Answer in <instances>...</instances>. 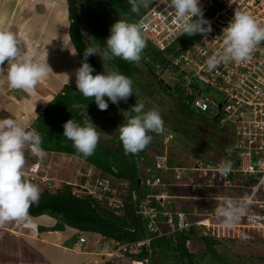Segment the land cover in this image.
Segmentation results:
<instances>
[{"label": "built area", "instance_id": "built-area-1", "mask_svg": "<svg viewBox=\"0 0 264 264\" xmlns=\"http://www.w3.org/2000/svg\"><path fill=\"white\" fill-rule=\"evenodd\" d=\"M200 4L205 17L212 24V31L207 34L180 35L179 21L164 0H153L136 24L146 37L149 52L145 56L147 62H157L154 75L158 80L163 78L172 87H179L190 108L199 112L219 113L222 122L229 121L234 126L240 165L233 167L227 177H222L217 168L223 161H206L194 156L187 163L172 164L165 150L155 153L151 164L148 162L147 166H143L145 172H142L141 177L142 184L151 191L137 203V212L146 221V235L140 240L127 243L102 236L103 241L100 243L106 241L108 244L103 245L101 255L107 258L139 253L143 246L150 248L151 240L155 237L173 236L177 243L175 235L181 232H187L185 244L192 251V243L197 237L201 240V234L217 235L214 227L222 224V218L216 216L215 209L225 198L240 201L248 197L249 202L238 222L255 219L264 228V184L260 183L264 177V43L256 46L247 61L222 63L212 71H208L206 66L207 58L221 51V41L216 37L221 34L236 8L248 12L264 25V0H234L231 5L228 0H200ZM116 10L128 20L119 9ZM168 70L174 72L170 76L173 83L164 77L163 73ZM173 139L174 133L165 132V146ZM41 159L42 156H38V160L29 166L27 172L22 171L25 181H36ZM84 169L81 176H86L85 181L74 187L77 189L74 193L91 194L101 205L120 211L124 199L110 178L94 175L92 165ZM157 172H162L164 177ZM236 174L244 181H234ZM169 185L187 193L172 195L164 190L161 193L152 191L156 186L168 188ZM232 187L247 189L248 192L240 193L239 190H232ZM171 196L185 200L193 197L201 202L205 199L210 206L204 212L199 211L198 206L187 212L182 202H176L170 207L168 204L173 200H169ZM33 228L38 234V226L33 224ZM87 240L86 236H80L76 245L80 246ZM135 262L148 264L150 261L147 258L134 259L132 263Z\"/></svg>", "mask_w": 264, "mask_h": 264}, {"label": "trees", "instance_id": "trees-1", "mask_svg": "<svg viewBox=\"0 0 264 264\" xmlns=\"http://www.w3.org/2000/svg\"><path fill=\"white\" fill-rule=\"evenodd\" d=\"M109 8L116 14L121 15L116 9L131 22L139 21L146 8L141 6L139 13H132L128 0H106ZM153 2L150 0L149 5ZM68 15L70 20L69 35L75 50L83 59V49L91 45L85 40L82 29L83 18L85 17L93 27V41L103 49L106 47L104 38L109 35V27L105 24L103 16L98 13L89 0H67ZM148 47H145V52ZM145 54V55H147ZM88 62L94 67L95 72L117 70L131 78L133 86L142 89L156 98L166 97V94L176 96L179 100L178 113L175 116L167 117L170 126L164 125L163 132L174 133L173 141L177 138L190 140L197 150H190L189 159L199 156L204 160L214 162L231 161L233 167L240 165V153L235 147L236 135L234 126L221 121L219 113L212 111H196L190 108L185 102L183 93L179 87L166 88L153 74L155 86L144 87L136 82V73L142 71L136 62H128L119 57L109 60L110 68H104L99 64L95 55L88 58ZM151 69V68H150ZM135 94L129 97L127 102L121 101L118 105L109 101L106 110L98 109L93 98H85L76 86L66 84L61 92L43 109V112L33 122L34 129L42 137V149L44 153L55 151L74 155L82 158L88 165L94 166V175L107 176L112 185L118 188L119 194L124 199V206L120 211L101 205L91 194L74 193V185L65 183L61 187L52 190L45 183V188L40 191L37 202L31 203L27 214L30 216L49 215L57 222L51 229L62 230L70 226L81 231L98 233L108 239L117 240L120 243L134 242L146 235V221L142 220L137 212L138 201L151 191L149 187L139 182L142 173L138 168V160L144 159L151 164L153 155L165 148L163 139L157 144L151 140L148 147L136 154L125 153L119 139L118 125L123 122L122 105L130 109L136 103ZM93 99V100H91ZM107 99V98H106ZM113 112L112 119L108 113ZM68 119L83 124L85 121L96 127L99 134L98 144L94 153L90 156H83L74 147L70 140L64 137L63 124ZM109 137L108 142L105 137ZM180 136V137H178ZM152 147L153 152H150ZM42 160V159H41ZM175 164L172 158H169ZM163 176L162 172H157ZM164 177V176H163ZM81 182L86 176H81ZM234 181L240 182L238 174L234 175ZM25 180V177H23ZM170 186V185H169ZM175 186H170L169 193L175 195ZM173 188V190H172ZM177 188V187H175ZM232 190H239L240 193H247V189L232 187ZM164 188L156 186L155 193H161ZM188 199L174 198L169 204L170 207L176 202H182L187 212L194 210L193 206L187 203ZM156 202V199H155ZM158 202V201H157ZM196 204L195 202L193 203ZM175 243L173 236L155 237L151 240L150 248L142 247L139 253H127L130 260L154 261L159 254L160 264L163 260L175 262V264H234L228 254H221L216 249L219 242L217 235L201 234V240L207 248V252L196 253L186 247L187 232L178 233ZM110 262L107 261L108 264ZM158 264V263H157Z\"/></svg>", "mask_w": 264, "mask_h": 264}, {"label": "clouds", "instance_id": "clouds-1", "mask_svg": "<svg viewBox=\"0 0 264 264\" xmlns=\"http://www.w3.org/2000/svg\"><path fill=\"white\" fill-rule=\"evenodd\" d=\"M128 3L132 13H139L141 6H149L150 0H128ZM164 3L179 21L180 35H203L212 31L211 21L205 17L200 0H164ZM228 3L231 5L234 0H228ZM216 39L221 41V51L207 58L208 71L216 69L222 63L249 60L256 46L264 43V25L248 12L236 8ZM104 40L106 47L103 49L95 44L83 49L81 64L73 72L76 89L85 98H93L100 110H106L109 101L117 105L121 101L127 102L135 94L133 81L117 70L105 69L94 74V67L88 62V58L99 55L104 66L106 61L116 57L130 63H139L146 47V37L141 28L126 19L116 20ZM5 61L8 86L25 91L34 89L47 76L50 67L48 61L41 62L22 55L17 35L11 30L0 29V66ZM39 100L49 102L43 98ZM123 116V122L118 125V133L125 153L136 154L144 150L152 139L149 133L163 132L161 114L155 109L145 111L142 102L136 101L130 109L123 112ZM63 129L62 135L72 142L79 153L85 157L94 153L99 139L96 127L86 121L81 124L68 119L64 122ZM26 145L30 146L34 155L45 154L41 147L42 137L35 129H30L27 123L18 122L13 116L0 118V223L23 218L30 204L39 199L38 187L23 179ZM232 171L230 160L217 168L222 177H227ZM260 183L264 184V177L260 179ZM248 202V197L240 201L225 198L215 209V214L222 218L225 227H231L239 220Z\"/></svg>", "mask_w": 264, "mask_h": 264}, {"label": "crops", "instance_id": "crops-1", "mask_svg": "<svg viewBox=\"0 0 264 264\" xmlns=\"http://www.w3.org/2000/svg\"><path fill=\"white\" fill-rule=\"evenodd\" d=\"M51 15L55 25L59 16L62 23L67 22V36L61 42L62 46L68 45L70 20L67 0H0V29L11 30L17 35L22 55L41 62L48 61L50 65L47 76L34 89L27 91L10 88L6 79L7 61L0 66V118L13 116L18 122L27 123L30 129H34L33 122L66 84L75 86L72 70L74 72L82 61L71 42L78 58V62L74 60L77 65L72 68L73 54L70 48L67 62L66 57L64 60L68 69L64 65L63 72H57L58 60L53 53L57 29L53 26L52 31L48 32ZM50 43L53 49H50ZM41 98L49 102L39 100ZM29 154L31 150L26 149L25 157ZM16 222H33L38 226L39 233L22 230V225H15ZM56 222L49 215L34 217L26 214L21 219L0 223V264H107L101 255L103 248L93 241L96 236L97 244L103 241L100 234L70 226L62 230L51 229ZM80 236H86L88 240L77 246Z\"/></svg>", "mask_w": 264, "mask_h": 264}, {"label": "rangeland", "instance_id": "rangeland-1", "mask_svg": "<svg viewBox=\"0 0 264 264\" xmlns=\"http://www.w3.org/2000/svg\"><path fill=\"white\" fill-rule=\"evenodd\" d=\"M36 1V0H34ZM43 1V0H42ZM47 1V0H44ZM52 1V0H51ZM36 3V2H35ZM41 3V2H40ZM89 3L95 7L96 11L103 16V20L105 24L110 28V26L118 19H124L123 16L116 14L113 10H111L106 2V0H89ZM34 4V3H33ZM37 10H35V13ZM42 13V11H41ZM83 33L84 38L87 41H90L91 44L98 45L100 48L101 46L94 42L93 37V27L91 23L84 17L83 18ZM53 18L51 15L49 25H48V32L52 31L53 26L55 27L56 33H57V41L54 44L55 50L54 55L56 57V60H58L57 65V72H63L64 65L66 66V70L68 69V65L64 63L65 57L67 62V57H69V49L71 48V51L75 53L73 45H71V41H69V37H67L68 45H63V42L61 40L65 38L68 32L67 29V22L62 23L60 16L58 17L56 25L53 23ZM50 49H53L52 43H50ZM102 49V48H101ZM148 51V50H147ZM145 48L143 49L141 53V60L139 61V67L142 69V71L136 73V82H139L143 84L145 87H151L152 84L155 86L154 80L152 79V75L154 74L155 65L157 62H147V59L145 58ZM72 53V54H73ZM52 54V53H51ZM151 54V53H150ZM75 56L77 58L76 53L72 55V68L74 69L75 61L78 62L75 59ZM97 58V61L101 66L104 68H110L111 65L109 64V61L105 62V66L102 62V59L99 55H95ZM155 57V56H154ZM158 61L160 60L158 57H155ZM79 64V63H78ZM80 66V64H79ZM151 68V69H150ZM164 77L169 80L170 83H173V80L170 79V76L174 75V72L168 70L163 73ZM72 77H73V70H72ZM134 92H135V99L136 101L142 102L145 105V111L155 109L157 110L163 119L164 125L170 126V121L167 120V117L175 116L176 113H178V103L179 100L176 98V96H171L166 94V97L162 98H156L154 96H151V94L144 92L142 89L136 88L133 86ZM122 115L123 112L127 111L128 109L125 108V105H122ZM248 113L246 114V117H248ZM113 112L108 113V117L112 119ZM124 117V116H123ZM227 125H230V122H226ZM165 130V129H164ZM165 132L162 133H149L152 137V141L154 144H157L160 140L163 139ZM180 137V136H178ZM105 140L108 142L109 137H105ZM195 144H193L190 140L186 139H180L177 138L176 141H171L169 144H167L164 148L167 155H169L176 163H187L190 161L189 155L191 152L195 149ZM148 147V145H147ZM26 149H30V146H25L24 153ZM190 150H192L190 152ZM197 151V150H196ZM150 152H153L152 147H150ZM38 156L34 155L31 151V154L29 156L24 155V164L22 167V171L27 172L30 165H33L37 160ZM147 160H138V168L140 170V173L145 172V168L143 166H147ZM35 166V165H34ZM82 158H78L74 155L61 153V152H52L48 151L42 156L41 165L38 169L39 176L36 179V181L32 182V184L36 185L39 189V192L45 188L47 185L52 190H55L57 187L63 186L65 183L73 184L74 187L81 182V174L84 168L89 167ZM143 167V168H142ZM31 183V182H30ZM46 185H45V184ZM170 187V186H169ZM164 188V187H163ZM77 189L75 188L74 191ZM173 190V188H172ZM175 194H186L187 192L184 190H179L178 188H175ZM164 191L169 192V188H164ZM167 193V192H165ZM189 193V192H188ZM174 194V193H173ZM176 196H171L170 201ZM193 198V197H192ZM188 199L187 203L193 208L195 206H198V210L201 212L206 211V208L210 206V204L207 202V200L202 199V202L197 199ZM196 203L195 205L193 203ZM22 225V230L31 231L34 230L33 228V222L29 223L27 222H19ZM16 222L15 225L19 224ZM222 223L219 226L214 227V231L217 234V238L219 239V242L216 243V248L219 253L221 254H228L232 263L234 264H264V228H262L261 224L256 221L255 219H250L246 221L245 223L241 222H235L233 226L231 227H225L223 225V220H221ZM17 229H20L17 228ZM32 232V231H31ZM98 236H96L93 241L95 245H98L103 248V245L108 242L104 243H98L96 240ZM97 246V248H98ZM192 251L203 253L207 252V248L202 240H200L199 237L195 239V241L192 243ZM102 258L107 259L105 262L109 261L108 264H133V260H130V258L122 256L117 258H107L106 256H102ZM109 259V260H108ZM102 261V260H100ZM102 263V262H101ZM160 264L159 260V254L156 255L154 261H150L148 264ZM99 264V263H98ZM161 264H175L172 259L170 261L163 260Z\"/></svg>", "mask_w": 264, "mask_h": 264}, {"label": "water", "instance_id": "water-1", "mask_svg": "<svg viewBox=\"0 0 264 264\" xmlns=\"http://www.w3.org/2000/svg\"><path fill=\"white\" fill-rule=\"evenodd\" d=\"M159 82L161 83V84H163L166 88H168V89H171L172 88V86H171V84H169L167 81H165L163 78H160L159 79ZM222 104H220V106H221ZM139 182L141 183V179L139 180Z\"/></svg>", "mask_w": 264, "mask_h": 264}, {"label": "bare ground", "instance_id": "bare-ground-1", "mask_svg": "<svg viewBox=\"0 0 264 264\" xmlns=\"http://www.w3.org/2000/svg\"><path fill=\"white\" fill-rule=\"evenodd\" d=\"M142 183V182H141ZM135 264H142V263H139V262H135Z\"/></svg>", "mask_w": 264, "mask_h": 264}, {"label": "flooded vegetation", "instance_id": "flooded-vegetation-1", "mask_svg": "<svg viewBox=\"0 0 264 264\" xmlns=\"http://www.w3.org/2000/svg\"><path fill=\"white\" fill-rule=\"evenodd\" d=\"M172 89V88H171Z\"/></svg>", "mask_w": 264, "mask_h": 264}]
</instances>
